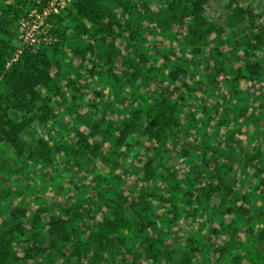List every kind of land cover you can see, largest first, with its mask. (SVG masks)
<instances>
[{"label": "rangeland", "instance_id": "rangeland-1", "mask_svg": "<svg viewBox=\"0 0 264 264\" xmlns=\"http://www.w3.org/2000/svg\"><path fill=\"white\" fill-rule=\"evenodd\" d=\"M79 1L0 0V264H264V0Z\"/></svg>", "mask_w": 264, "mask_h": 264}, {"label": "trees", "instance_id": "trees-1", "mask_svg": "<svg viewBox=\"0 0 264 264\" xmlns=\"http://www.w3.org/2000/svg\"><path fill=\"white\" fill-rule=\"evenodd\" d=\"M95 2V0H80L79 1V6H80V10L82 11H85L87 10V8L93 4ZM192 2V6L195 7L196 4L198 3L197 0H191ZM90 9V8H88ZM249 69V72L254 75V76H257L259 74V72L261 71V68L260 67H256V66H251V67H248ZM262 184H264V178L262 179ZM239 212L244 215V216H247L248 215V210L244 207H239L238 208ZM108 228L109 226H103L101 229L102 231L100 232V236L101 237H106L108 238L109 237V232H108ZM100 238V237H99Z\"/></svg>", "mask_w": 264, "mask_h": 264}]
</instances>
